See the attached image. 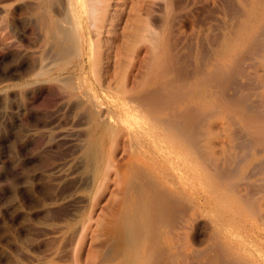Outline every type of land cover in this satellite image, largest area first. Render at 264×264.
I'll return each instance as SVG.
<instances>
[{
    "label": "bare ground",
    "instance_id": "obj_1",
    "mask_svg": "<svg viewBox=\"0 0 264 264\" xmlns=\"http://www.w3.org/2000/svg\"><path fill=\"white\" fill-rule=\"evenodd\" d=\"M154 1L10 0L4 10L0 1L12 16L23 8L27 16L18 13L35 29L28 55L37 60L30 74L49 79L51 87L43 83L73 103L77 121L87 127L78 134L91 142L83 140L79 148L86 150L83 166L95 173L75 193L84 203L75 261L98 264L112 246L116 256H107L116 264H264V0H237L230 29L221 43L210 45H216L215 54L206 58L200 40L206 59L200 55L204 62L190 71L178 67L185 55L176 59L172 20L178 1L162 7L163 25L157 16L151 19ZM143 11L159 30L150 23L140 27ZM127 41L146 43L139 67L131 65L140 71L132 69L113 84L111 51L119 67ZM107 92L112 101L100 96ZM99 132L110 148L93 140ZM104 191L110 195L105 217L98 214ZM90 240L96 263L83 259Z\"/></svg>",
    "mask_w": 264,
    "mask_h": 264
},
{
    "label": "rangeland",
    "instance_id": "obj_2",
    "mask_svg": "<svg viewBox=\"0 0 264 264\" xmlns=\"http://www.w3.org/2000/svg\"><path fill=\"white\" fill-rule=\"evenodd\" d=\"M0 1L1 2L3 1L2 2L3 4L0 3V6L2 4L1 7L7 6L10 3V0L8 1L0 0ZM160 1L162 0L154 1L155 3H158L160 5L157 6V4L154 3L152 7L153 10L151 11L152 14L150 13V15H152L151 19L154 16H157L158 18L157 17L155 18H157L158 20L155 18H153L152 20L155 22L156 20L160 21L159 22L160 25H163V22L166 17L164 15L165 8L163 9L162 7H166L167 0H163L164 4H162ZM214 1L184 0L180 2V0H174L175 4L177 3L176 6L178 5V8H176V12L172 20L174 21L173 33L176 32L173 34V37L177 35L174 38L175 53L177 56L176 59H178V56H180L181 54L185 55L184 56L185 58L183 57L184 58L183 62L180 61L182 60L181 57L183 55H181V57L178 60L180 61L178 62V67H180V69L182 70L186 69L187 71H190L191 69L195 68L197 65L202 64V62H204L206 58H209L211 55L213 56L215 54L216 45L211 47L210 45L211 44L214 45L215 43L217 44V42L218 44L221 43L222 38L227 34L228 30L232 25L230 15H231V11L233 14L234 12L233 10L237 9L239 4L238 1L234 0L233 2L232 0H230L231 3L233 2L235 4L236 2L237 6L235 7V9L234 8L229 9L230 7L234 6L233 3L232 5L231 3H229V0H224L223 2V3H225V1L228 2L227 3V6H229L228 8H226L225 4H224L225 6L222 4L221 0H217L216 1L217 3H215ZM179 2L180 4L182 2H183L182 4H184L185 2L186 3L184 5L182 4L180 5ZM219 2L220 4L223 5V7L220 4H219L220 6L218 5ZM156 6L157 9L159 8L162 9L157 10L155 8ZM181 6H184L185 9L184 7ZM1 7H0V264H77V262L75 261V233L77 232V229L79 228L78 226L80 225L81 217L83 215V210H84L82 206L84 205V203L82 202L81 198L79 199L75 198V193L83 192L85 190L84 188L87 187V183L89 179L95 173V170L93 168L91 169L89 168V166H85V165L83 166L84 160H86L85 158L86 150L84 152L79 148L80 144L83 143V140L84 141L87 140L86 143H88V141L91 142L89 138L87 139L84 138L85 133H82L86 131L87 127L85 126L83 119L77 121L78 118L81 116L75 113V107H73L74 104L61 98V95L58 94L59 92L56 88L55 90H57V92L53 90L54 88H50L52 86L51 85L52 83L49 82V79L38 80L34 78L32 73L30 74L37 60L36 58L33 59L35 54H33V57L32 55H28L29 53L30 54L33 53V48L35 49L34 44L36 43V41L34 40L36 38V32L34 28L27 25L26 20H28V18H26L27 16L26 14H23L25 13L23 11L24 9L19 6L20 9L12 16V12L8 13L7 10L3 11L4 7L2 8L3 10L1 9ZM224 7L227 10L224 9ZM205 8L207 9L205 10ZM221 11L222 12L224 11L223 13H221L222 15L219 13ZM227 11H229L230 13L229 12L226 13ZM18 12L26 16L24 17ZM143 12L141 13L142 22L138 23L140 27L142 25L144 27V25H148L150 23L149 24L151 26L150 28L159 30L157 27L159 26L161 28V26L152 25L151 22L148 23V21L146 20H149V17L147 18V16L149 15H146L145 12L143 14ZM156 12H160V13H156ZM228 15H229V19L227 18ZM10 17L11 20L13 18V21L10 20ZM15 17H18L17 20H15L16 19ZM24 18L26 20H24ZM214 18L215 20L217 19V21L219 19L220 22L218 21V23H220V25L217 23V21H214ZM212 20L214 21V23ZM211 25L212 26L216 25L217 27L213 26V30H212ZM147 27L148 26L144 27V29H146ZM216 31H218L219 34H222V36H219V34L216 33ZM144 32L142 31L141 34H143ZM33 33H35V35ZM205 34L208 35L205 36ZM210 34L214 36H211ZM218 36L220 39L217 38ZM214 37L219 39V41L216 40ZM176 40H178L177 41L178 43L176 42ZM200 40L201 42L203 41L201 46L203 45L202 47L205 48V51L203 52L205 55L201 52L202 48H200L199 50ZM214 41L215 43H213ZM127 42H129L127 43V45L129 46H127L126 51H124L126 55L125 53L122 54L126 57L125 59H127V61L124 60V56L122 57L121 55L120 57L122 61L119 67L113 65L112 60L116 59L115 58L116 55L113 50H112L113 52L111 51L110 59L112 60L110 61L112 62V65L110 67V72L116 71L115 74L110 73L114 75L112 76L114 80L113 84L115 83L117 84L120 81H122L125 74L127 73L129 74L130 71L134 69L131 66L133 65L132 62H134V65H137L139 67L137 63V58L139 54L144 50L145 46L142 47V45L143 44L146 45V43L145 42H142L143 44L141 42L133 43L132 41H127ZM32 43H33V47H32ZM204 43H206V45H204ZM177 44L178 45L180 44L182 49L180 46L178 47ZM185 44L187 46L189 44V48L186 47ZM199 51L204 56L207 55L206 58L203 55H201ZM190 52H193V54ZM206 52L209 54V56ZM113 53L115 56H113ZM135 53L137 54L133 55ZM26 55H28L30 58ZM191 55H192L191 57L192 59L190 58ZM200 55L205 59L203 58L202 60ZM199 59H201V62H199ZM129 60L131 61L130 63ZM185 61H187L188 63ZM189 63L191 64V66L188 65ZM128 64H130V66H128ZM186 64L187 67H185ZM112 66H114L113 69H111ZM125 66H127L128 69L130 67L129 72L125 71L126 70ZM138 67H136V69L133 70V73L134 72L137 73L138 71H140ZM140 69L142 71L144 67ZM25 71L28 73H26ZM117 75H119L118 78H116ZM32 82L33 84H31ZM43 82L48 83L50 87L48 86V84H45ZM35 83L41 85L45 84L46 86H40ZM34 84L38 87L34 86ZM28 85L29 87H27ZM55 85L56 84H53V87H55ZM29 88L32 89L33 91L30 90ZM108 94L109 92L104 94L101 93L100 96L106 102L112 101L113 94L112 93H110L109 95ZM57 96H59L60 98ZM70 108L72 109V111ZM113 111L114 112L116 111L115 115H117L118 113L119 115H121V111L119 109L117 110L114 108ZM76 116L77 118H75ZM78 132L84 135L81 134V137H79L80 134H78ZM42 134L43 136L41 139L40 135ZM75 135L77 136L75 137ZM103 137L104 136L99 132L96 135L95 139L93 140H96L97 144L99 142V145L107 141L106 143L108 144L105 143L106 147L110 148L108 147L110 145L109 141L106 140L105 137L103 139ZM76 138H79L81 141ZM76 147L79 148V150H76L77 149ZM80 151L82 153H80ZM77 154L79 155V157H81L83 154L84 159H82V157L80 159ZM80 160H82L83 163L80 164V162H82ZM78 166L81 167L78 168ZM89 169L91 172L89 171ZM86 173L89 174V176L86 175ZM81 174L84 177L81 176ZM109 198H110L109 192L104 191V193L101 196V204L98 208V214L101 215L103 212H105L104 209L106 208L104 207L107 205ZM102 215L106 216L107 213L105 212ZM202 225H205L206 234H208L210 231V226L207 225L206 221H203ZM204 237H207V235H205ZM111 242L112 240L110 239L109 243ZM91 243H93V240L89 241V246H87L86 248V252L84 254L83 259L85 262L88 261V262L96 263L95 261L97 260L95 259L97 258L95 256L96 252L91 249V245H92ZM111 247H108L106 250L103 251V253H101L103 256H101L100 258L104 261H102L101 259L100 261H98L99 260L98 258L97 260V262H99L98 264L117 263V261H115L114 259L112 262V258H114L113 256H111L112 258L109 259L110 254L111 255L114 254V256H116V251L114 249H110ZM108 254L109 257L107 256ZM105 256H107L108 259L105 258ZM109 260L110 262H108Z\"/></svg>",
    "mask_w": 264,
    "mask_h": 264
}]
</instances>
